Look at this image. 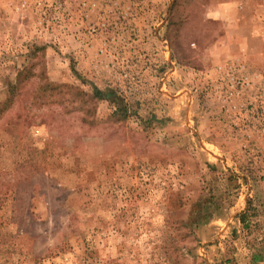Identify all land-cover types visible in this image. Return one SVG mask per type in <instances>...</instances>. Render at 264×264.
<instances>
[{"label": "rangeland", "instance_id": "rangeland-1", "mask_svg": "<svg viewBox=\"0 0 264 264\" xmlns=\"http://www.w3.org/2000/svg\"><path fill=\"white\" fill-rule=\"evenodd\" d=\"M263 100L264 0H0V264H264Z\"/></svg>", "mask_w": 264, "mask_h": 264}, {"label": "trees", "instance_id": "trees-1", "mask_svg": "<svg viewBox=\"0 0 264 264\" xmlns=\"http://www.w3.org/2000/svg\"><path fill=\"white\" fill-rule=\"evenodd\" d=\"M93 94H94V96L99 97V98L107 97L108 99H113V97H116L115 101H117V103L121 102L119 96H117V90L116 89L101 90L99 88H95Z\"/></svg>", "mask_w": 264, "mask_h": 264}, {"label": "built area", "instance_id": "built-area-1", "mask_svg": "<svg viewBox=\"0 0 264 264\" xmlns=\"http://www.w3.org/2000/svg\"><path fill=\"white\" fill-rule=\"evenodd\" d=\"M93 28L95 29V27H93ZM237 82H238V83H247V84H248V81H246V80H243V81H242V80H238ZM263 101H264V100H263ZM263 136H264V135H263ZM263 136H262V135L259 136V137H261V138H260L261 142L264 141V137H263Z\"/></svg>", "mask_w": 264, "mask_h": 264}, {"label": "crops", "instance_id": "crops-1", "mask_svg": "<svg viewBox=\"0 0 264 264\" xmlns=\"http://www.w3.org/2000/svg\"><path fill=\"white\" fill-rule=\"evenodd\" d=\"M146 27H150V25L146 26Z\"/></svg>", "mask_w": 264, "mask_h": 264}]
</instances>
